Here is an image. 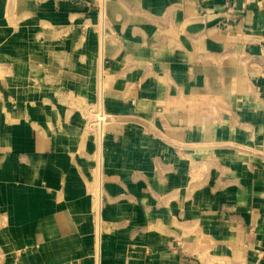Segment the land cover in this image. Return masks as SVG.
Returning <instances> with one entry per match:
<instances>
[{
    "label": "crops",
    "instance_id": "crops-1",
    "mask_svg": "<svg viewBox=\"0 0 264 264\" xmlns=\"http://www.w3.org/2000/svg\"><path fill=\"white\" fill-rule=\"evenodd\" d=\"M0 264H264V0H0Z\"/></svg>",
    "mask_w": 264,
    "mask_h": 264
}]
</instances>
